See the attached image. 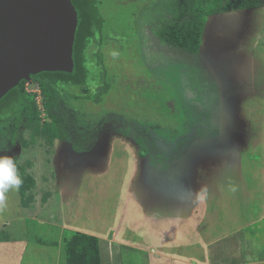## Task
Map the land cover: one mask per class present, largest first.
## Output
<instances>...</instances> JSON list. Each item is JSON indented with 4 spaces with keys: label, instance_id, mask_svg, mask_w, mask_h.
<instances>
[{
    "label": "rangeland",
    "instance_id": "obj_1",
    "mask_svg": "<svg viewBox=\"0 0 264 264\" xmlns=\"http://www.w3.org/2000/svg\"><path fill=\"white\" fill-rule=\"evenodd\" d=\"M99 1L113 31L126 29L146 2ZM195 1L155 0L144 20L136 19L158 84L174 81L189 109L212 122L209 133L183 144L168 164L157 163L149 140H140L146 153L140 157L139 135L122 121L89 126L55 92L43 91L32 77L23 80L22 109L0 126V156L15 159L25 189L22 197L19 189L5 194L0 229L27 242L22 264H65V241L73 232L99 236L101 264H216L217 248L232 252L233 241L264 247V0H213L218 5L210 7L201 0L198 9ZM238 1L251 7L207 17ZM172 23L192 28L185 35L199 42L197 51L160 40V29ZM59 142L76 154L75 145L97 153L61 159L79 173V188L65 201L55 181ZM96 163L101 175L88 170ZM136 188L139 200L151 201L149 211L136 213ZM65 221L69 230L60 226Z\"/></svg>",
    "mask_w": 264,
    "mask_h": 264
},
{
    "label": "trees",
    "instance_id": "obj_2",
    "mask_svg": "<svg viewBox=\"0 0 264 264\" xmlns=\"http://www.w3.org/2000/svg\"><path fill=\"white\" fill-rule=\"evenodd\" d=\"M70 1L77 13L73 71L41 72L31 76L43 91L47 87L55 92L64 108L89 126L99 127L113 119L122 121L139 135L140 157L146 156L140 140H149L153 157L162 165L172 162L183 144L201 139L211 131L210 117L205 113L198 114L194 107L191 108L193 111L190 110L174 81L164 80L166 86L158 84L156 70L146 58L136 19L139 15V19L144 20L143 17L150 12L148 6H156L153 0H146L143 6L136 7L130 25L120 31L105 26L99 0ZM200 1L193 3L195 9L202 5ZM205 3L209 7L218 5L213 0ZM249 7L245 1L228 3L209 11L207 17ZM187 29L192 30L190 26L185 29L172 23L162 27L158 36L169 45L180 46L189 52L197 51L199 42L185 35ZM22 82L0 99V126L15 118L22 109L26 96ZM93 143L86 151L93 147ZM74 148L79 153L85 152L76 145ZM24 193V187L20 186V196ZM5 240L7 238L0 233V241ZM64 250L65 264H101L99 240L95 236L74 232L65 241Z\"/></svg>",
    "mask_w": 264,
    "mask_h": 264
},
{
    "label": "water",
    "instance_id": "obj_3",
    "mask_svg": "<svg viewBox=\"0 0 264 264\" xmlns=\"http://www.w3.org/2000/svg\"><path fill=\"white\" fill-rule=\"evenodd\" d=\"M76 27L70 0H0V99L38 73H71Z\"/></svg>",
    "mask_w": 264,
    "mask_h": 264
},
{
    "label": "crops",
    "instance_id": "obj_4",
    "mask_svg": "<svg viewBox=\"0 0 264 264\" xmlns=\"http://www.w3.org/2000/svg\"><path fill=\"white\" fill-rule=\"evenodd\" d=\"M120 137L123 138L124 141L131 142V146H133V147L135 146L136 148H138L137 145L135 144V142H133L132 140L129 141V139L127 137H124L122 135H120ZM102 143H103V141H101V139H99L96 143L95 149L99 148V145ZM122 143L124 146L126 145L125 142H122ZM95 149H93L92 151H89L87 153L76 154L73 150L69 149L67 144H65L63 142H59L55 145V151H54V163H55V172H56L55 173V181H56V187H57V191L59 194V198L61 201H65L71 195H73V193H75L76 186H77V188H79V185H80L79 184V173H78V171L77 170L75 171L73 166H69V165L67 166L64 163H62L61 159L63 158V160H65V158H68V157H71L73 159V156H79L80 157L81 155L93 157V155L96 153ZM94 166H95V168H94ZM94 166H92V164H91L90 167L88 168V170L89 171L93 170V171H95L93 173H96V175H101L102 172H99V171H101L99 169L102 167L101 163H96ZM135 173L137 174L136 171H135ZM87 176L90 178L89 173H87ZM128 187L129 186L127 184L123 185L124 189H126ZM142 190L148 191V185H147L146 189H144V187H142ZM146 194H148V193H146ZM135 196H137V199L135 198ZM140 196L141 195L139 194V188H136V192L134 193L133 200H135L134 208H135V211L137 214L140 213L141 211H143L144 209H147V207H150V202H151V201H149L148 198H145V200L143 198H142V200H139ZM155 200L157 203L159 202L158 198H156ZM144 202H146V205L144 204ZM154 204L155 203L153 202L151 207H153ZM156 207H155V210L157 212L159 210L158 204L156 205ZM127 209H128V206H126V208H125V210H126L125 215L128 216ZM147 210L149 211V209H147ZM6 224H8V223H5L4 225H6ZM68 224L69 223L66 221H65V223L64 222L61 223L60 226H61L62 230L63 229L69 230L70 228L67 227ZM4 231H5L4 228L0 229V233H2L7 238V240H5V241H0V264H22L24 253H25L26 248H27V246H26L27 242L23 241V240H14V239L10 238L9 235L6 234ZM91 235H93V234H91ZM95 236L99 237L97 234ZM233 243H234L233 247L235 249H232L233 250L232 252H229V250L227 248H225V245H222V246H220V248H217V251L215 252L217 254V256H215L214 258H211L212 260H214V263L216 262V264H264V247H261V246L257 247V246H255L249 242V244H250L249 248H246L245 247L246 244H244L245 243L244 240L238 241L237 242L238 246L235 244L234 241H233ZM227 253H230V254L232 253L231 258H229V259L224 258V255ZM100 254H101V250H100Z\"/></svg>",
    "mask_w": 264,
    "mask_h": 264
},
{
    "label": "clouds",
    "instance_id": "obj_5",
    "mask_svg": "<svg viewBox=\"0 0 264 264\" xmlns=\"http://www.w3.org/2000/svg\"><path fill=\"white\" fill-rule=\"evenodd\" d=\"M23 180L19 175L16 161L11 156H0V203L10 189H19Z\"/></svg>",
    "mask_w": 264,
    "mask_h": 264
},
{
    "label": "flooded vegetation",
    "instance_id": "obj_6",
    "mask_svg": "<svg viewBox=\"0 0 264 264\" xmlns=\"http://www.w3.org/2000/svg\"><path fill=\"white\" fill-rule=\"evenodd\" d=\"M131 1H134V2H137L138 1L139 2V0H131ZM153 1H155V0H153Z\"/></svg>",
    "mask_w": 264,
    "mask_h": 264
}]
</instances>
